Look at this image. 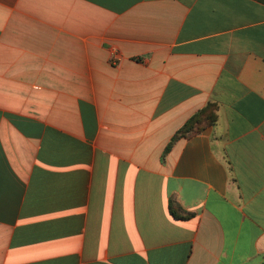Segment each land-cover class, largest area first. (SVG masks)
<instances>
[{
    "label": "crops",
    "instance_id": "0c3cea01",
    "mask_svg": "<svg viewBox=\"0 0 264 264\" xmlns=\"http://www.w3.org/2000/svg\"><path fill=\"white\" fill-rule=\"evenodd\" d=\"M0 264H264V0H0Z\"/></svg>",
    "mask_w": 264,
    "mask_h": 264
},
{
    "label": "trees",
    "instance_id": "16d2710c",
    "mask_svg": "<svg viewBox=\"0 0 264 264\" xmlns=\"http://www.w3.org/2000/svg\"><path fill=\"white\" fill-rule=\"evenodd\" d=\"M216 109L217 103L214 100L208 99L204 104L192 111L172 132L162 148L161 156H163L177 138L190 136L212 124L216 120ZM168 210L170 214L176 218H187L192 215L191 212L185 211L171 199L168 201Z\"/></svg>",
    "mask_w": 264,
    "mask_h": 264
}]
</instances>
